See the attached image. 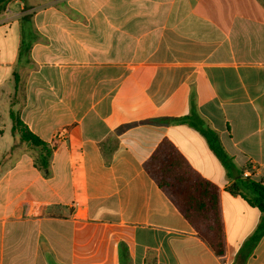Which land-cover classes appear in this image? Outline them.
<instances>
[{"label": "crops", "instance_id": "crops-1", "mask_svg": "<svg viewBox=\"0 0 264 264\" xmlns=\"http://www.w3.org/2000/svg\"><path fill=\"white\" fill-rule=\"evenodd\" d=\"M16 75L19 76L16 88ZM11 111L52 144L12 133ZM195 111L228 175L185 117ZM164 140L221 189L224 263L147 173ZM264 186V0H10L0 12V264H234ZM246 264H264V236Z\"/></svg>", "mask_w": 264, "mask_h": 264}, {"label": "trees", "instance_id": "trees-1", "mask_svg": "<svg viewBox=\"0 0 264 264\" xmlns=\"http://www.w3.org/2000/svg\"><path fill=\"white\" fill-rule=\"evenodd\" d=\"M10 0H0V12ZM16 88L19 76L16 75ZM12 133L19 136L22 142L32 143L39 149L37 162L48 168L57 142L49 144L32 133L21 120L20 115L11 111ZM195 127L207 140L209 147L221 161L231 176L236 168L232 157L226 152L219 135L209 128L199 115L192 111L191 115L182 119ZM147 173L155 180L159 188L173 202L181 214L194 227L198 236L208 244L224 263L228 252L225 223L221 206V189L196 171L175 145L169 141L161 142L153 154L144 163ZM231 194L243 197L251 206L261 212V219L251 236L243 243L234 264H246L255 247L264 236V186L251 179L239 178L227 189Z\"/></svg>", "mask_w": 264, "mask_h": 264}, {"label": "built area", "instance_id": "built-area-1", "mask_svg": "<svg viewBox=\"0 0 264 264\" xmlns=\"http://www.w3.org/2000/svg\"><path fill=\"white\" fill-rule=\"evenodd\" d=\"M65 133H66L65 130H61V131L56 135V137H55V141H57V140H61V138H64ZM250 176H251L250 171H245V172L243 173V177H244V178H249Z\"/></svg>", "mask_w": 264, "mask_h": 264}, {"label": "water", "instance_id": "water-1", "mask_svg": "<svg viewBox=\"0 0 264 264\" xmlns=\"http://www.w3.org/2000/svg\"><path fill=\"white\" fill-rule=\"evenodd\" d=\"M32 145V143L30 142L29 144H28V146H31Z\"/></svg>", "mask_w": 264, "mask_h": 264}]
</instances>
